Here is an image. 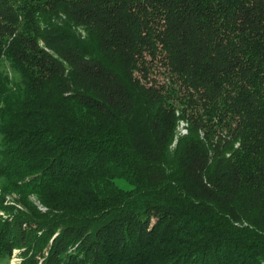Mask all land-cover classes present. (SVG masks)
Here are the masks:
<instances>
[{"label":"trees","instance_id":"16d2710c","mask_svg":"<svg viewBox=\"0 0 264 264\" xmlns=\"http://www.w3.org/2000/svg\"><path fill=\"white\" fill-rule=\"evenodd\" d=\"M0 190L3 259L264 264V0H0Z\"/></svg>","mask_w":264,"mask_h":264},{"label":"rangeland","instance_id":"374dc122","mask_svg":"<svg viewBox=\"0 0 264 264\" xmlns=\"http://www.w3.org/2000/svg\"><path fill=\"white\" fill-rule=\"evenodd\" d=\"M183 127V128H182ZM180 129V132L182 135L186 134L187 131L185 129V126H182ZM0 195H1V190H0ZM18 196L13 194V195H5L3 197L4 202L2 204H4L5 206H7L8 208H11L9 211L11 212H0V226H2L4 223V220H10L13 219L14 216L18 215L19 213H23L26 212V209L24 208V206L20 203V200H18ZM33 201H35V199H32ZM1 201V198H0ZM36 205L39 207L40 210H42L43 212L45 211L44 208H42L38 202H36ZM13 208V210H12ZM11 221V220H10ZM9 230L6 232L7 233V237H13L15 236L19 231L20 228H27L30 229V224L27 223L26 221L23 223L22 220L19 221H13L12 224L9 225ZM32 228V226H31ZM34 231V229H32ZM35 235L37 234L36 231L33 232ZM25 249H22L20 247H16L15 249L12 250L11 255L6 259L0 258V264H24L26 257H24L23 253H24Z\"/></svg>","mask_w":264,"mask_h":264},{"label":"bare ground","instance_id":"6f19581e","mask_svg":"<svg viewBox=\"0 0 264 264\" xmlns=\"http://www.w3.org/2000/svg\"><path fill=\"white\" fill-rule=\"evenodd\" d=\"M183 128V127H182ZM187 131V130H186Z\"/></svg>","mask_w":264,"mask_h":264}]
</instances>
